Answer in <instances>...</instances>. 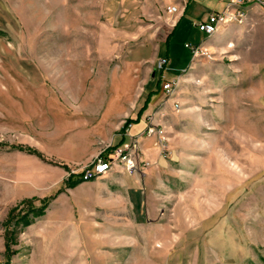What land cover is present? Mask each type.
I'll list each match as a JSON object with an SVG mask.
<instances>
[{"label": "rangeland", "instance_id": "rangeland-1", "mask_svg": "<svg viewBox=\"0 0 264 264\" xmlns=\"http://www.w3.org/2000/svg\"><path fill=\"white\" fill-rule=\"evenodd\" d=\"M188 2L0 0V264H264V19L249 7L259 20L223 26L219 48L189 67L185 44L206 39L197 24L221 5ZM174 5L185 8L175 25ZM158 51L167 79L189 68L144 110L166 108L171 149L147 221L113 205L97 178L8 230L13 207L55 193L65 161L82 168L113 144L127 119L119 110H139L157 89Z\"/></svg>", "mask_w": 264, "mask_h": 264}, {"label": "crops", "instance_id": "crops-1", "mask_svg": "<svg viewBox=\"0 0 264 264\" xmlns=\"http://www.w3.org/2000/svg\"><path fill=\"white\" fill-rule=\"evenodd\" d=\"M197 1H199V0H190L188 2V4H186L185 8L187 9L188 7H190L192 5V3L197 2ZM219 4L221 5V8H222L223 4L221 2H219ZM260 14H261V10H260ZM181 16L177 17L174 20V25L179 21ZM257 16H259V14H257ZM257 16H255L254 13L251 14L249 16V19H250L249 22L253 21V23H254L256 20H259V18ZM236 29H238L237 26L232 27V25H224V27L222 28L221 31L228 33L230 31H233ZM241 29L242 28L239 27V30H241ZM171 31H172L171 29L168 30L167 34L164 37V40H166L168 38ZM221 31L219 30V32L216 35H214L210 38L206 37V39L201 44H199L202 46V49L207 50L208 52L211 50L218 49L219 48L218 46L220 45V32ZM196 45H198V44H196ZM158 55H160L159 51H158ZM190 55H191V58H190L189 67L194 63V60H195V58H193L191 52H190ZM163 57L164 56L160 55V58H163ZM165 57L168 59L167 55H165ZM168 61L169 60H167V62ZM188 68L184 69V71L181 74L177 75L176 77L167 79L163 74L164 70L168 69V65L166 64V66L162 69L159 77H161L162 79L163 78L166 79L167 82L172 81L174 79H180L182 77L183 73ZM154 81L155 80L151 81L150 83H154ZM157 81H158V79H157ZM157 81H156V83H157ZM163 84L164 83L161 82V85H160L161 89H162ZM160 86H159V89H160ZM156 90L157 89L152 88L150 90V92L151 91L155 92ZM141 108H139V110H137V111L133 110L132 108H129L128 111L119 110V112L123 113V115H126L127 119L132 118V127L130 130L132 135H138L145 129L146 124H147V119L149 117H150V120H153V122H155L156 124L162 125L167 129V124H166L165 120L162 118L164 116V112H165L166 108L162 107L160 109L158 106L153 111L152 110L142 111V112H140V114H138L139 111L141 110ZM125 139L126 138L123 136V132L121 131V133L117 134V136L113 139V144H115V145L119 144L120 142L125 141ZM141 148H142V152H143V158L150 161V162L156 163V165L149 168L145 172L144 175H142V174L129 175L126 172H124L122 168L116 167L114 170H112L111 172H109L108 174H106L105 176H103L102 178H99V179H108V181H109V184L102 188L103 195L108 196L110 198L109 200L115 206L121 204V205L125 206L127 209H132V210L137 211V213L139 215L138 220L141 221L142 224H144V221H147L146 215H148L152 212V210H150L151 207L147 206L148 203H150L149 202L150 199H148V198H149V191L151 189V181L153 179V175H154L155 171H157L160 168V164L162 165V163L165 162V159L160 156V152H159L157 145L155 146L154 141L151 139H147V138L142 139ZM77 164L78 163L75 162V159L74 160L71 159V161H69V162L65 161V165L67 166V169L64 168L63 174H62V179L57 183V188H54V190L55 189L58 190L61 187H65L66 180L71 175L70 174L71 171L74 170V167ZM90 182L91 181L82 182L73 188H66L65 187L64 192L59 194L58 201H61V197H63V196H69V195L75 194V192L78 191L82 185L89 184ZM97 184H99V183L95 182V185H97ZM62 202H63V204L65 203L64 200ZM146 203H147V205H146ZM143 216H144V218H143ZM57 221L61 222V223L62 222L65 223L66 219L63 216V217H59L57 219ZM71 230H72V232L77 234L79 237L81 236V233H80L79 228L77 226L73 225ZM81 240H82V238L80 237V244L78 245V250H77L78 252L76 253V257L78 254H80V252H82L81 251V249H82L81 248V245H82ZM75 261H76V258H75Z\"/></svg>", "mask_w": 264, "mask_h": 264}, {"label": "built area", "instance_id": "built-area-1", "mask_svg": "<svg viewBox=\"0 0 264 264\" xmlns=\"http://www.w3.org/2000/svg\"><path fill=\"white\" fill-rule=\"evenodd\" d=\"M223 4L222 8L212 12L209 17L200 21L197 26L198 29L205 33L210 30L222 28V20H229L230 23H239V26H244L249 22L248 14H244V7L263 6L264 0H215ZM185 8L180 9L178 6H168L166 8V14L170 18H177L183 14ZM185 47L190 50L193 58L206 55V50L202 49L200 45L185 44ZM210 57V56H208ZM167 64V59L162 58L159 61L160 69H163ZM179 80L174 79L172 81L165 82L162 85L163 91L172 96V92L175 91V87H178ZM175 107H179L175 104ZM132 124L128 125L123 131V136L127 139L116 147L108 146L105 150L98 153L94 158L82 168L74 169L70 174L78 176L82 182L91 181L97 179L98 174H108L116 167H120L129 175L142 174L156 165L154 162H150L143 158V152L141 148V141L144 138L154 139L159 149L160 156L162 158H168L171 155L170 138L167 129L158 125L155 122H150V117L147 119V126L138 135H132Z\"/></svg>", "mask_w": 264, "mask_h": 264}, {"label": "trees", "instance_id": "trees-1", "mask_svg": "<svg viewBox=\"0 0 264 264\" xmlns=\"http://www.w3.org/2000/svg\"><path fill=\"white\" fill-rule=\"evenodd\" d=\"M190 1V0H189ZM161 80L162 78L159 77L158 81H157V90L159 89V86L161 85ZM154 93V91H151L148 93L144 104L141 108V110L139 111L138 114H140V112L144 111L145 108L147 107L148 103L150 102V98L152 96V94ZM132 124V118H129L125 121L121 131L123 132L124 129H126L128 127V125ZM122 142H120L119 144H112L111 147H116L118 145H120ZM14 148H18L19 150L25 151L29 154L35 155L38 158L42 159L43 161H46V158L43 156V154L41 152H39L36 149L30 148V147H24V146H14ZM65 169H67V166L64 165L63 166ZM79 183H82V180L78 177L75 176L73 174H71L68 179L65 182V187L66 188H73L76 185H78ZM65 187H61L60 189L56 190L55 193L51 196L45 197V198H28V199H24L22 200L18 205H16L15 207L12 208V210L10 211L8 220L6 221L5 226L7 227L8 230L9 227L11 225H13V223L15 225L19 224L20 222H23L24 225H28L31 222V219L29 218L30 215H33V217H38V216H42L45 214V211L49 205V203L55 199L63 190ZM36 202H39V206L36 205ZM13 231V230H11ZM8 231L6 230V233ZM10 233H7L5 236V246H6V253L8 254V258L10 255H13L15 252L12 250L11 248V242L14 243L15 241L13 240V236Z\"/></svg>", "mask_w": 264, "mask_h": 264}, {"label": "bare ground", "instance_id": "bare-ground-1", "mask_svg": "<svg viewBox=\"0 0 264 264\" xmlns=\"http://www.w3.org/2000/svg\"><path fill=\"white\" fill-rule=\"evenodd\" d=\"M255 7L259 8L261 10V15H262V17L264 19V7L263 6H255ZM248 12H249V7H244V14H248ZM227 24H233V23H230L229 20H222V26L227 25ZM235 24H239V23H235ZM220 29L210 30V32L205 33V35L207 37H211V36L217 34ZM200 47H201V45H200ZM175 89H176V87H175ZM172 94H173V92H172ZM150 122H153V121L150 120ZM105 175L106 174H98L97 178L103 177Z\"/></svg>", "mask_w": 264, "mask_h": 264}]
</instances>
